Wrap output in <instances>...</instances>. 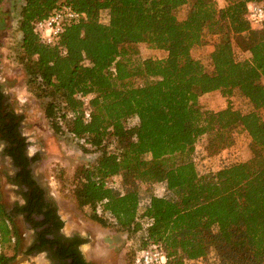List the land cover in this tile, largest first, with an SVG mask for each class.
<instances>
[{
  "label": "trees",
  "instance_id": "trees-1",
  "mask_svg": "<svg viewBox=\"0 0 264 264\" xmlns=\"http://www.w3.org/2000/svg\"><path fill=\"white\" fill-rule=\"evenodd\" d=\"M225 2L219 8L215 0H25L21 8L18 59L36 96L48 98L52 128L98 154L74 173L78 205L104 226L140 233L138 251L160 242L168 264H264V21L253 28L246 18L248 3L264 0ZM62 5L84 16L46 44L35 22ZM206 33L216 39L211 69L192 54ZM234 42L249 44L248 57L237 58ZM141 43L166 54L139 59ZM216 90L238 93L249 110L230 101L204 109L200 97ZM16 126L12 121L7 151L20 167L16 179L29 189L11 210L0 195V264L19 251L20 214L38 230L27 254L49 249L59 264H92L77 248L85 239L60 234L58 203L31 174L28 142ZM243 132L251 143L247 159L229 155ZM199 144L205 157L226 151L218 168H198ZM116 175L124 187L108 183Z\"/></svg>",
  "mask_w": 264,
  "mask_h": 264
},
{
  "label": "rangeland",
  "instance_id": "rangeland-1",
  "mask_svg": "<svg viewBox=\"0 0 264 264\" xmlns=\"http://www.w3.org/2000/svg\"><path fill=\"white\" fill-rule=\"evenodd\" d=\"M215 1L219 8L226 4L225 0ZM24 3L25 0H0V83L6 86L4 88L12 109L14 108L18 113L19 129L28 142L29 153L37 154L39 157L32 163L33 174L56 199L59 212L65 221L63 230L69 233L81 231V234L87 236L89 242L81 247L86 258L93 260L95 264H131L133 254L135 255L138 251L139 240L136 237L140 236V233L132 237L126 231L102 225L90 217L88 206L78 205L75 197L73 179L76 169L83 164L93 162L98 154L82 151L80 140L70 133L54 131L45 113L48 98L36 96L33 85L28 82L29 76L25 65L18 59L19 43L22 38L19 20ZM188 10V5L179 8L178 18L184 19ZM101 19H107L106 12L102 13ZM215 42V37L206 33L203 42L196 44L192 49L193 56L199 59L207 69L212 68L210 53L214 49ZM248 46V43L234 42L238 59L248 57ZM138 48L139 55L136 57L139 59L163 57L166 54L164 50L151 48L145 43L139 44ZM139 82L143 80L139 78ZM91 97V94L86 96L84 101L87 103ZM229 101L234 107L243 111L250 108L247 99L238 93L227 97L216 90L200 97V104L204 109L220 110L225 108ZM250 144L247 134L244 132L237 134L236 142L231 146L229 155L233 154L235 158L240 159L249 158ZM202 147V144L198 145L200 151L198 154L200 158L197 159L198 168L201 171L218 168L227 154L226 151L210 158L202 155ZM7 171H11L8 158L0 155V195L2 202L11 210L18 196L14 186L9 183ZM110 179L113 184L122 188V176L116 175ZM15 223L19 233L20 247L16 257L9 264H50L47 251L26 253L33 238L31 226L24 221L22 215L15 217ZM6 252L12 254V249L7 248Z\"/></svg>",
  "mask_w": 264,
  "mask_h": 264
},
{
  "label": "built area",
  "instance_id": "built-area-1",
  "mask_svg": "<svg viewBox=\"0 0 264 264\" xmlns=\"http://www.w3.org/2000/svg\"><path fill=\"white\" fill-rule=\"evenodd\" d=\"M84 14L74 10L70 6L62 5L53 10L47 17L38 19L35 22L34 29L39 34L42 41L46 44H56L60 34L67 26L79 21ZM246 18L253 28L260 27L264 21V4L260 2L248 3ZM63 53L67 50L61 47ZM85 118H91L90 111L85 109ZM108 183L116 188L111 179ZM168 254L160 242H149L148 245L135 254L134 264H168Z\"/></svg>",
  "mask_w": 264,
  "mask_h": 264
},
{
  "label": "flooded vegetation",
  "instance_id": "flooded-vegetation-1",
  "mask_svg": "<svg viewBox=\"0 0 264 264\" xmlns=\"http://www.w3.org/2000/svg\"><path fill=\"white\" fill-rule=\"evenodd\" d=\"M6 86H3L2 83H0V155L2 157H7L8 158V164L10 166L11 171H7V175L9 178V183H11L14 186V190L15 193L17 194L18 197L15 198L14 203L12 205V207H14V205L16 203H23L24 202V193L29 189L28 186L23 183V182H19L16 178H17V173L20 171V167H17L14 163V160L12 158V154L8 153L7 151V147H9V139L6 136L8 133H10L11 129H12V121H14L15 123H18L17 127V132L19 134H21L22 137L25 138V136L22 134L21 130L19 129V120H18V113L16 112V110H14V108L12 109V106L9 102V98L7 96V91L5 90ZM6 128L3 132L1 131L2 128ZM26 139V138H25ZM24 154L29 158V165L28 168L31 170V174L33 175V177L36 179V181L38 182V184H41L39 182V180L36 178V176L33 174L32 171V163L34 161H32V157L35 154H30L28 151V145L27 147L24 149ZM13 169V172H12ZM9 170V169H7ZM12 209V208H11ZM22 215V214H20ZM17 216V215H16ZM22 217L24 218V215H22ZM39 219L41 218L38 217ZM25 219V218H24ZM31 226V229L33 230V238H32V243L30 246H32L35 243L36 237H37V231L36 229H33L32 225L30 223H28ZM60 234H63L64 236L67 237H81L83 239H85L86 241L83 243H78L77 244V248L80 250V252L83 254V251L81 250V247L83 244L89 242L87 240V236H84L83 234L79 233V232H73L72 234L68 235L63 231V228L60 230ZM29 248V247H28ZM47 255L50 257V264H59V260L57 258H54L52 255V252L47 249ZM84 259H86V261L91 262L92 264H95V262L89 258H86V256L83 254ZM70 261V260H69Z\"/></svg>",
  "mask_w": 264,
  "mask_h": 264
},
{
  "label": "crops",
  "instance_id": "crops-1",
  "mask_svg": "<svg viewBox=\"0 0 264 264\" xmlns=\"http://www.w3.org/2000/svg\"><path fill=\"white\" fill-rule=\"evenodd\" d=\"M63 218V217H62ZM65 229V228H64ZM32 232H33V230H31ZM66 234H68V235H70V234H72L71 232L69 233L67 230H63ZM79 233H82L81 231H79Z\"/></svg>",
  "mask_w": 264,
  "mask_h": 264
}]
</instances>
